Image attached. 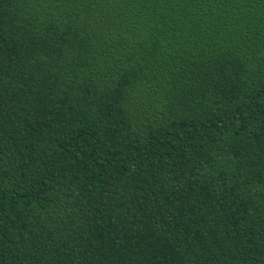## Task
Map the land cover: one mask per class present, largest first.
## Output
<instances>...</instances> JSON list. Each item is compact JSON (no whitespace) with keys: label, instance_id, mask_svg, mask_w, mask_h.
Masks as SVG:
<instances>
[{"label":"trees","instance_id":"trees-1","mask_svg":"<svg viewBox=\"0 0 264 264\" xmlns=\"http://www.w3.org/2000/svg\"><path fill=\"white\" fill-rule=\"evenodd\" d=\"M0 264H264V0H0Z\"/></svg>","mask_w":264,"mask_h":264}]
</instances>
